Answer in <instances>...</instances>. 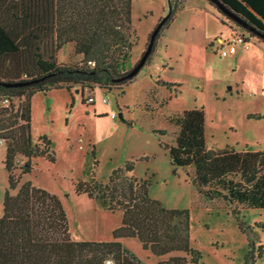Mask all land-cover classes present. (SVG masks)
I'll use <instances>...</instances> for the list:
<instances>
[{
  "label": "trees",
  "instance_id": "16d2710c",
  "mask_svg": "<svg viewBox=\"0 0 264 264\" xmlns=\"http://www.w3.org/2000/svg\"><path fill=\"white\" fill-rule=\"evenodd\" d=\"M218 1L250 24L255 31L242 28L264 44V0ZM169 8L168 16L150 33L151 42L157 31L146 63L183 5L169 0ZM131 15L132 0H0V99L9 101V106L0 108V140L6 142L9 190H16L20 177L33 172L34 159L56 162L51 139L40 136L33 141L34 95L77 85L120 87L134 81L136 76L130 77L125 68L134 46ZM70 44L81 58L79 66L57 61L58 52ZM23 75L28 79H21ZM158 84L170 93L181 87L161 80ZM14 99L20 100L16 112ZM250 118L260 120L264 115ZM169 123L178 134L173 143L162 146L174 171L192 168V186L207 201H223L245 231L240 209L264 210V150L208 149L204 109L184 110L171 116ZM155 133L165 136L167 131ZM18 156L26 159L19 167L20 177L15 175ZM91 156L97 165L95 149ZM133 171L134 164L128 161L112 172L107 183L93 178L75 185L76 195H87L107 211L122 212L121 226L111 241H74L61 200L31 182L14 195L6 191L0 264H142L124 248L120 240L125 238L138 239L154 256H169L158 264H200L201 252L191 246L190 211L170 209L151 198L150 180H139L130 175ZM248 246L244 264H256L264 246L254 239Z\"/></svg>",
  "mask_w": 264,
  "mask_h": 264
},
{
  "label": "rangeland",
  "instance_id": "374dc122",
  "mask_svg": "<svg viewBox=\"0 0 264 264\" xmlns=\"http://www.w3.org/2000/svg\"><path fill=\"white\" fill-rule=\"evenodd\" d=\"M172 1L183 5L182 13L162 32L150 62L132 83L120 87L77 85L69 90L33 96V141L38 142L40 136L51 139L56 162L34 159L33 172L21 176L19 167L26 159L18 156L15 175L21 177L17 189L9 190L4 165L6 142L0 140V218L6 191L14 195L20 186L31 182L61 200L74 241H111L114 230L121 226L122 212L107 211L87 195H76L75 185L93 178L107 183L115 169L130 161L134 164L130 175L150 180L151 198L167 208L190 211L191 246L201 252L200 264H244L249 240L264 246V210L240 209V220L247 225L243 231L223 201H207L192 186V168L174 171L162 146L173 143L178 134V128L169 123V118L199 108L206 114L208 149L229 146L238 151L248 147L264 150V119L250 118L264 115V51L258 59L247 57L237 65H230L229 59L220 61L216 47L211 43L205 45L210 28L218 30L220 26L215 22L210 25L203 12L184 9L201 1ZM207 1L231 29L228 38L234 33L242 34L250 44L262 47L259 38ZM169 12V0H132L134 46L125 64L129 72L140 63L149 47L150 33ZM57 61L64 65L81 64L71 44L58 52ZM27 70L32 71V67L28 66ZM21 79L28 78L23 75ZM158 80L181 87L170 93ZM19 103V99H14V112ZM1 107H7L2 99ZM101 111L107 112L105 117L99 116L103 115ZM130 121L133 127L125 123ZM156 130H166L167 134L159 136ZM93 149L97 165L91 156ZM121 243L142 264H158L169 258L144 250L138 239L125 238ZM256 264H264V253Z\"/></svg>",
  "mask_w": 264,
  "mask_h": 264
},
{
  "label": "crops",
  "instance_id": "0c3cea01",
  "mask_svg": "<svg viewBox=\"0 0 264 264\" xmlns=\"http://www.w3.org/2000/svg\"><path fill=\"white\" fill-rule=\"evenodd\" d=\"M201 2L198 3V4H195L194 6L192 7H185L184 9H187V8H190V9H195V10H198L200 12H203L206 16V19L208 21V23L211 25V23H217L220 27L218 28V30H215V27H211L210 31L209 32V35H208V38L205 40V45H208L211 43V46H215L216 47V50L217 47H218V42L221 40V39H226L228 38L230 35H231V29L225 25V23H223L220 18H219V14L214 11L211 7H210V4L208 3V1H203V0H200ZM202 3H204L203 5H201ZM182 13V12H179V14ZM249 43V42H248ZM260 44V46L262 47H257L252 44H248V45H244V46H240L238 48V51L236 54L234 55H230L228 57H222L221 55V59L220 61H223L225 59H229V64L230 65H237L238 62L242 61L244 58H253V59H258L260 54H261V51H264V44L262 43H258ZM241 48V51L239 53V49ZM219 52V51H218ZM95 108H96V104H95ZM97 110V109H96ZM99 112V111H98ZM103 114L104 113H107L106 111H101ZM5 149V148H4ZM6 150V149H5ZM123 240L125 239H121L120 241L122 242ZM91 241H95V240H91ZM98 242H104V241H109L107 239H98L96 240Z\"/></svg>",
  "mask_w": 264,
  "mask_h": 264
},
{
  "label": "water",
  "instance_id": "95a60500",
  "mask_svg": "<svg viewBox=\"0 0 264 264\" xmlns=\"http://www.w3.org/2000/svg\"><path fill=\"white\" fill-rule=\"evenodd\" d=\"M212 3H214L218 10L223 13L225 16H227L228 18H230L232 21H234L235 23H237L239 26L250 30V31H255L254 28L248 24L245 20H243L239 15H237L235 12L231 11L230 9H228L227 7H225L222 3H220L218 0H210ZM258 35L259 33L256 32ZM157 34V31L152 35L151 38V42L149 44V47L146 51V53L144 54L143 58L141 59L140 63L136 66V68L130 73V77H134L137 76L140 71L144 68L146 61L150 55V53L152 52L153 49V45H154V40H155V36ZM121 119H123L122 115H119Z\"/></svg>",
  "mask_w": 264,
  "mask_h": 264
},
{
  "label": "built area",
  "instance_id": "2783aa9c",
  "mask_svg": "<svg viewBox=\"0 0 264 264\" xmlns=\"http://www.w3.org/2000/svg\"><path fill=\"white\" fill-rule=\"evenodd\" d=\"M218 51L220 52V55L222 57H228L230 55H234L237 53L238 48L240 46H244L247 45V39L244 37V35L242 34H235L228 39H221L218 42ZM90 101H94L93 99H90ZM4 103L9 106V101L8 100H4ZM115 116V115H114Z\"/></svg>",
  "mask_w": 264,
  "mask_h": 264
}]
</instances>
